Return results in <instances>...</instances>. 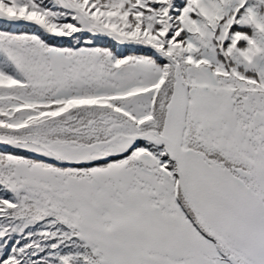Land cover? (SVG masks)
<instances>
[{"label":"snow or ice","instance_id":"obj_1","mask_svg":"<svg viewBox=\"0 0 264 264\" xmlns=\"http://www.w3.org/2000/svg\"><path fill=\"white\" fill-rule=\"evenodd\" d=\"M0 264H264V0H0Z\"/></svg>","mask_w":264,"mask_h":264}]
</instances>
